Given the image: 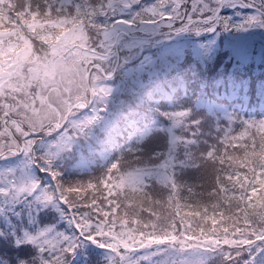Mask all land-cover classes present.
<instances>
[{
  "label": "snow or ice",
  "instance_id": "obj_1",
  "mask_svg": "<svg viewBox=\"0 0 264 264\" xmlns=\"http://www.w3.org/2000/svg\"><path fill=\"white\" fill-rule=\"evenodd\" d=\"M0 264H264V0H0Z\"/></svg>",
  "mask_w": 264,
  "mask_h": 264
},
{
  "label": "trees",
  "instance_id": "obj_2",
  "mask_svg": "<svg viewBox=\"0 0 264 264\" xmlns=\"http://www.w3.org/2000/svg\"><path fill=\"white\" fill-rule=\"evenodd\" d=\"M92 247H95V246L92 245Z\"/></svg>",
  "mask_w": 264,
  "mask_h": 264
}]
</instances>
